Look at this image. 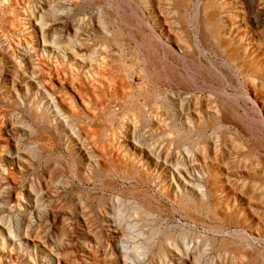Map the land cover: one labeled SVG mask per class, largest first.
Masks as SVG:
<instances>
[{"label":"rangeland","instance_id":"rangeland-1","mask_svg":"<svg viewBox=\"0 0 264 264\" xmlns=\"http://www.w3.org/2000/svg\"><path fill=\"white\" fill-rule=\"evenodd\" d=\"M16 1H17V3H20L19 0H0V18H1L0 20L3 23V24L0 23V41L4 40L3 41L4 42L3 47H5V49H4L5 51H7V49H8V44H11L13 42L12 40H17V38L19 39V37L17 35L16 36L14 35L15 39L10 38L13 34L10 33L11 30L8 29V26L4 23L5 20L2 17L5 10L8 11V7L11 8L12 5L16 6V4H17ZM57 1H58V3L60 2L59 3L60 5L62 3V6H60V7H61L62 11L65 12V13H63V16H62L63 19L61 18L62 24L58 23L59 25H57V23H56L55 29L58 28L57 31H59V32L68 31L72 25L77 26L79 24L82 27L84 26L82 29L84 34H82V36L85 38H83L82 36H81V38H82V40L85 39V40H83L84 43L87 42L86 47L89 46L91 49L88 47L86 49L87 51L86 50L84 51V50L77 48L75 51L80 56H82V55L86 56V54L87 55L89 54L91 56V54H93L95 57L102 59L101 57H103L102 55H104L103 58H106V61L110 62V55L112 53H115V54L119 53L120 48L115 46L114 44H109V42L105 40V39H107L105 32L100 33L97 30V28H98L97 25L99 24V26H100L101 24H103L105 26V28L109 29L110 31L113 30L114 27H117L119 25V27L122 28V30L124 31V34H125L124 38L127 39L128 42L130 43L129 47L131 49L129 51V48H128L127 52L124 53V56H125L124 61L125 60H126V62L128 61L127 64H135L136 63L135 59H134V57L131 58V55L134 53L133 52L134 49L139 51V53H140L139 60H140V58L142 61L145 60L144 63H146L147 70L152 75L151 77H153L152 78V80H153L152 86H154V88H155L157 85V87L155 88V90L153 89V91H157L160 94L164 95V96H162L163 98H162V101L160 103L163 104V102H164V104H165V102H166V104L167 103L169 104L170 101L167 102L168 99H166V98L171 96L172 94L174 95L172 101H174V100H176V101H174V104L170 102V105H172L174 107V111H175V112L173 111L172 114L178 115L177 118L178 117L180 118V113H179V111H177V109L180 108L179 107L180 104L178 102H181L182 100H183L184 104L186 105L185 107L188 106L190 109V112H192L191 113L192 114L191 121L193 123H197L198 122L197 118L198 119L202 118V116H204V114L206 112H209V111L214 112L215 110L220 108V110L222 111L221 117L226 116V120H223V121L221 120L222 123H221V121L218 123H221L219 125L223 126V127L225 126L228 130L224 127V128H221L223 130H221V131L217 130L215 132L214 130H216L218 128V124H213V126H209V127H212V128H210L211 130L214 129L213 130L215 132L214 134L212 133L213 131L211 132V130L208 127H206L205 129L202 130V131H205L206 134L201 131L200 134L198 133L199 136L194 137V139L192 137L191 140L199 139V141H200L203 139L202 141H204L205 138H210V141L208 143H206V149H208V151H207L208 155L205 159L207 166H205L206 164L204 165L205 172L207 171V174L204 175V176H206V178H204V179L202 178V180L200 179V182H192V183L190 182V183L191 184L197 183V184L201 185V187L203 189L202 191L204 193L206 192L208 195L207 196L208 205H211L210 203H213L216 200H218L221 203L223 202L224 204L222 203V205H224V206L228 202L229 205L227 204V206H225V207H228L230 209V211L234 210L237 207L238 208L235 210H239L242 207L241 210L244 211L245 218L249 219V220L247 219L246 222H248V221L249 222L247 224H245L246 222L244 223V221H243L242 223H239V225H238L239 227L236 225V223L233 224L234 225L233 226L231 223H228V222L225 223L224 222V223H222L221 226H223V224H224L223 227L226 230L224 233H219L215 230V228L220 225V221H218V220L215 221L212 218L207 217L206 215L198 216L197 214L194 217H197L196 218L197 220L199 218L200 222L194 221V220L191 221V219H189L186 215H184L183 212L174 211V213H172V214L168 213L166 211L167 207L172 208L173 205L169 199H165V198L161 197L162 200L161 199L160 200L162 201L163 205H165V206L167 205V206L166 207L164 206L162 213L157 214L158 216H156V219L154 218L156 220V222H155V224H153V226L154 225L158 226V227L162 226L161 232L164 235H166L165 233L167 231L170 232L171 234H173L172 235L173 238H171L172 239L171 242H173L172 243L173 247H171V245L169 247L168 246L165 247L166 248L165 252L168 256L166 261L160 260L161 256L159 253H157L159 251V248L155 247V248L151 249L148 252V254L145 255L144 258L141 257V258H138L137 261H135V262L132 261V262L124 263L122 261V259L120 258L121 254L119 253L120 252L119 247L117 246V244L114 243V237L112 235H110V233L108 231V226L110 223H107L106 221L101 219L102 218L101 216H98V215H100V214H98L99 213V210H98L99 204L98 203H100V201H99V199H101L100 197H102L103 199H106L105 201H110L111 198H113L115 196V192H113L109 189H104V188L102 189L101 186H95L93 183H87V181L82 179V173L86 170H89V169L91 170V168H93V169L97 168V166L99 165L98 163H100V164L105 163L107 165H110L109 161L111 160V158L108 157V154L101 152L98 149H96V148H98L99 144L102 141H104L105 132L107 130H109V128L106 126V124L103 121H101L102 123L101 122L99 123V122H95V121L92 122L91 121L92 119L89 120V117H86L88 115L85 114L87 112V109L85 111V109H83V105H84V107L86 106L88 109L95 110V111H100L101 108L95 107L94 105L90 106V104H89L90 101L88 99L89 94L83 95V91L80 89L79 84L72 83L70 81V76L65 79L64 77L66 76V74L63 75L59 71L60 74L57 77L55 72L51 71V70H54L53 68L51 70L47 69L48 71L50 70V72H46L47 70L43 69L46 71H42L40 75L45 74L44 79H48V78L54 79V80L51 79L54 81L55 85L52 86L54 88H50L48 86L45 88L47 89L46 90L47 94L50 93L53 96L55 95L54 99H53L52 95H50L49 98L53 99L57 103H59V105L57 104V106H59V107L57 110L54 109V106L52 107L50 105V100L47 101L49 98H47V94H45L44 92H43L44 94L42 93V96L41 95L38 96L35 103H37V105L42 107V108L46 107L45 110H44V108L41 109L39 107L40 108L39 111H41L42 113L43 112L49 113L51 111L49 113L50 115L52 114L51 117L53 118L57 115L56 116L57 118L55 120V123H50V124L47 122H44L45 123L44 124L43 122L30 119L31 118L30 117L31 103H33V101H34V98L32 97V94L34 93V92H32L33 87H31V88L29 87L26 90V92H28V94H29V97L26 100L25 90L22 89L23 86L26 85L25 84L26 80H24V77L21 74L20 80L22 81V84L20 83L21 86L17 84V87L15 89L16 92H12V91L9 92L7 90L8 89L7 87L11 88V86H12V84H11L12 75L10 73L13 70L14 65H11L13 63L9 62V58L5 57L7 59H3L4 61H2L4 72L2 74L0 73L1 74L0 75V92H1L0 93V115H1L0 116V127L2 126L0 128V157H1V159H0V236L4 232L3 234H5L4 236L6 238V234L8 233V231H12V232H14L13 236L15 235L17 237L15 238V236H14V239H13V238L9 237L7 234L6 246L5 247L0 246V264H29V263H31V264L32 263L33 264H82V262L84 264H139V263L140 264H179L180 260L178 261V259H179V257H181V255L183 257V254H185V252H186V248L188 249L187 252L192 253V254H188L189 256H193V254H196L197 252H199V250L203 251V252L200 251L202 258L200 257L201 261L199 260L197 264H238L237 261L235 260L237 258L236 253H238V254H240V252L243 253L244 250H246V249L250 250V251H247V255L249 254V256L251 254L252 255L258 254V260H257L258 262L256 264H264V228L261 226L258 227L259 223H260L259 225H262V224L264 225V176H263V173H264V147L262 146V143H264V140L262 141V137L264 134V128L261 127L262 125L260 124L261 122L264 121V117H263L264 116V110H262L261 107H259V106L257 107L254 102H252L250 100L246 101L244 99L245 94L247 96V94H249V93L243 85L239 86V88L241 87L239 92L242 95V98H240L238 100V102L236 103L235 99L232 98V96L234 95V90H232L229 87V85L224 84L225 85L224 86L222 83L217 82L214 79V77L210 74L209 69L207 67L201 68L200 67L201 65L200 66L197 65V67L198 68L200 67L201 69L196 68L195 78L192 80L187 74L188 71H187V67L185 66V62L182 58V51L180 48H178L177 45H175V44L173 45L172 42L166 41L165 39H164V44H161L155 38H152V40H151L150 37H148V35H150L152 33V30H151L152 28L150 26L146 25L145 23L143 24V22L141 21L143 19V17L145 16L144 13L146 12V7H144V5H142L139 8L136 5V0H100L102 5H99V6L94 4L93 2L90 3L89 1H84L85 2L84 3L83 0H78L77 1L78 3L76 2V0H73V1L68 0L67 2L69 4L66 2V0H64V1L63 0H56L55 4L57 3ZM226 2L228 3V0H226ZM76 3L78 5L81 4L82 6H84V8L81 9L78 6H76V8H73L74 5H77ZM35 4L40 6L39 1H37V0H35ZM228 5L229 6L231 5L229 8H230V11L232 12V14H234L235 13L234 6L232 4H228ZM24 6H26V5H24ZM63 6L65 9L63 8ZM70 6H72V7H70ZM22 7H23V5H22ZM244 7H246V5ZM72 8H73V10H72ZM101 8H103L102 10L105 9L106 11H104V13H103V11L100 10ZM166 8H167L166 12H167V14H169V15H167L168 21H166L167 28H170V26H171V28L174 31L177 30L176 32H178L179 27L175 26V25H177L176 24L177 17L176 16L173 17V15H172L173 10L169 9L170 8L169 6H167ZM69 9H71L72 12ZM68 11L71 13H69ZM109 11H111V12H109ZM106 12H107V14H106ZM145 17L147 18V16H145ZM79 19H81V21H79ZM97 19L100 21H101V19L103 21L104 20L105 21L99 22ZM96 21L99 23H96ZM237 21L238 20H236V22ZM106 23H108V24H106ZM3 25H6L7 27L4 28ZM1 27H3L4 29H2ZM176 27H177V29H176ZM106 29H105V31H106ZM1 30L2 31L4 30V32H2ZM95 30L97 33L95 32ZM51 31H50V34L52 33ZM100 34H102V35H100ZM62 35H64V33ZM5 39H6V41H5ZM88 39H90V40H88ZM7 40H9V41H7ZM88 43H90L91 46ZM247 43L248 42H246V44ZM92 44H93V46H92ZM103 45H104V47H103ZM105 47H107V48H105ZM11 48L13 51L9 50L10 54H12L11 52H14V51L16 52L17 50H18L17 53L19 52V49L15 48V46H12ZM105 49H107V50H105ZM48 50H50V49H48ZM88 50H89V52H88ZM91 50H93V51H91ZM95 50L97 51V54L102 51V54H98L99 56L96 55ZM108 50H110V51H108ZM131 52H133V53H131ZM210 53H211V55H210ZM210 53H209V55H207V57H209L208 58L209 61L213 62V59H215L214 60L215 64L219 62L218 64L223 65L222 62H224V57L222 55H220L216 51L213 52V49L211 50ZM213 53H215V55ZM89 55H88V57H89ZM153 56H155V57L153 58ZM145 57H147V58H145ZM71 59H72L71 56L70 57L68 56L67 63H66L67 66H68L69 61H71L72 64H74V62H76V60L73 61V59L72 60ZM189 60L190 59L187 58V64H189L191 66V61H189ZM77 63L78 62H76V64ZM79 64L80 63H78L76 65L77 68H81V65L79 67ZM76 66L74 65V68H76ZM54 67H56V66H54ZM141 67H142V65L141 66H139L138 64L136 65L135 69L132 72V75L134 74L133 80L128 79L129 80L128 81L126 79L127 88H131V90L134 93L136 92L135 93L136 95H137V93H140L138 91H141V89H144L148 84V81L146 80L147 79L146 74L141 73ZM71 68H73V67H71ZM81 69H83V67ZM84 69H83L84 72L85 71L87 72V65L84 66ZM134 71L136 73H134ZM52 72L54 73V75L52 74ZM107 72L105 73V74H107L106 78L110 79V77H109L110 74H108ZM121 72H119L117 77L122 78V76H124V73H121ZM42 73H44V74H42ZM46 74L47 75L49 74L51 77L48 75L49 77L47 78ZM196 75H198V76H196ZM210 75L212 77H210ZM56 78L59 79V80H57L58 82L56 81ZM44 79L40 78L39 82H41L43 80V82H44L43 84L49 85V83H51L48 80H44ZM59 81L61 82L60 84H59ZM62 81H64V82H62ZM214 81H216V83H214ZM239 81L241 82V80H239ZM7 84H8V86H7ZM144 84H146V85H144ZM59 85H61V86H59ZM108 85L105 84L104 85L105 88H104V86H102V87L104 88L105 91H107L108 97L110 96V92H111V96L109 98L112 97L113 100H115L114 106L116 107V110L120 109L122 106L121 104H123V99L121 98V96L119 94H116V92H115L116 85H112V84H111L112 86L111 85L108 86ZM128 85H130V86L128 87ZM106 86L108 89L106 88ZM139 86H141V87L139 88ZM92 87L93 86H91L90 89ZM148 87H150V86H148ZM225 87H226V89H225ZM99 88L101 91L102 88L101 87H99ZM99 88L96 89V87H93L92 89H93V91H95V90L99 91ZM136 88H139V89H136ZM152 88L153 87H150L149 90L151 89L150 91H152ZM212 88H215L217 90L222 89V91H224V89H225V91L222 94H219V93L214 92ZM113 90H114V93L112 95ZM17 91L21 95H19ZM8 95H10V96H8ZM79 96H81L80 97L81 100H80ZM196 96H197L198 100H195ZM17 97L20 98L22 103L16 101ZM58 97L59 98L61 97V98L59 99ZM46 98H47V100H46ZM57 98L59 101H57ZM62 98H64V99H62ZM84 99H87L88 101L84 100ZM163 100H165V101H163ZM194 100L198 101L197 105H195ZM186 101H189V102H186ZM75 102H76V104H75ZM12 103H14V104L12 105ZM16 103H20V104H16ZM69 103H70V106H67V105H69ZM88 104L90 107L88 106ZM162 104H160V105H162ZM15 105H19V106H15ZM79 105L81 108L79 107ZM21 106H23V107H21ZM148 106H149L148 110H150V112L147 110L148 114L154 112L155 113L154 117H156V118L155 119L150 118L151 116L147 115L146 119H145L146 123H143V125H142V123H140V124L138 123V129L136 131V133H137L136 136L132 137L131 139L129 138L128 141H130L132 144L134 143L135 145H137L135 148L138 147L137 151L134 150L135 152H133L132 151L133 149L130 148V149H132L131 152L134 153V155L137 154V156L136 155L135 156L138 158V162L142 163V164L140 163L138 165L144 166V170L150 172V174L157 175V173H160L163 169H165L166 163L170 167L171 164H173V162L177 158V150H180L178 152H181V151H183V148H181V146L185 145L184 147H186L187 145L184 142H181L180 145L177 146L175 143L176 141L173 140L174 135H172L171 138H168L166 136H161L162 133L164 132L163 128L165 129V125H163V123H161V121L168 120L170 114L166 111L165 108L161 107V108H158L157 111H155L153 108L154 107L153 104H148ZM163 107H165V105ZM50 108L53 110H50ZM66 109H68V110H66ZM73 110H75L76 112ZM259 110H260V112H259ZM57 112H59V113H57ZM72 112H73V114H72ZM75 113L79 114V115L82 114V115H80L81 118H82V116H83V118L86 117L85 121L83 118L81 119L82 121H79L81 123V124L79 123L80 125L79 124L77 125L73 121V119L71 118V117H74ZM122 113H123L122 110H119V111L117 110L118 122L114 123V125H113L114 128L117 127V124L119 122H121L123 119H125L126 115H124V113L123 114ZM225 113H227V114H225ZM84 114H85V116H84ZM235 115H236V117H235ZM63 116H65V117H63ZM162 116H164V117L162 118ZM237 116L239 117V119L237 118ZM227 117H229V118H227ZM58 118H60V119H58ZM161 118H162V120H161ZM65 119H66V121H65ZM70 119H72V120H70ZM178 119H176V120H178ZM58 120H60L59 123H57ZM259 120H261V121H259ZM147 121H150V122H147ZM67 123H68V125H66ZM72 123L73 124L75 123L74 124L75 127L73 126ZM91 124L92 125L95 124V125L92 126ZM166 124H167V122H166ZM235 125H236V127H234ZM55 126H59L60 129L58 130L57 127H55ZM97 126H100V130H98L99 132L96 136V133L93 131H90V130H92L93 128L96 129ZM206 126H208V125H206ZM68 127H69V131H68ZM73 127H74V129H73ZM78 127L82 128V129H79ZM91 127H93V128L91 129ZM126 127L127 126L122 127V129L119 128L120 132H121L120 136L121 135L123 136L122 138H120V141H122L125 137L126 138L130 137V135L133 134V131H134L133 127L129 126V128L127 130H126ZM160 127L163 131L160 129ZM70 128L73 129V131L76 129L75 132L77 131V129L81 130V133L77 132V136H78L77 139H79L80 141L78 140V142H77V139H74L73 137H71L72 135L69 133L71 131ZM152 129H153V132H152L153 134L151 135V133H150V136H151L150 137L148 132ZM157 129H158V131L154 134V132ZM102 131L104 134L102 133ZM90 132H93L94 134L93 133L89 134ZM145 132H146V137H144V141L142 142L141 138L143 137V134H145ZM83 133L86 137L83 136ZM156 134H158V136ZM222 134L224 135V138L222 137L223 136ZM201 135L203 137L204 136L205 137L203 138ZM95 136H96V138H94ZM193 136H194V134H193ZM233 137L235 138V140L237 139L236 141L238 143L233 139ZM238 137H239V139H238ZM86 138H89L90 140L87 141L88 139L86 140ZM64 139H65V141H64ZM69 139H71V140H69ZM168 139H172V140L170 141ZM231 139H233V140H231ZM2 140L4 141L5 144H3V142H1ZM94 140H96V141H94ZM123 141H127V139H124ZM224 142H226V143H224ZM157 143H159V144H157ZM182 143H184V144L181 145ZM217 144H218V146H217ZM243 144H245V145H243ZM166 145H168L171 148H169ZM241 145H242V147H241ZM80 146H82L84 148V150L86 152H88L87 155L85 153L82 154L80 152V149H79ZM154 146H155V148H154ZM233 146H234V148H237V149L234 150ZM212 147H213V149H212ZM216 147H218L219 150H217V151H219V152H218L217 158L216 157L215 158L218 160L214 161L212 158L213 157L212 153H213V151H215ZM168 148H169V150H168ZM221 148H223V149H221ZM230 148H231V150H230ZM238 148H240V149H238ZM43 149H45V150H43ZM209 149L211 151H209ZM241 149H243V150H241ZM228 151H230L231 155L229 154ZM120 152L122 153V151H120ZM235 152H237V153H235ZM238 152H239V154H238ZM31 153H32V155H31ZM37 153L39 155H37ZM90 154H91V156H90ZM151 154H153V155H151ZM242 154H243V157H247L246 159H248V160H246L245 158H243V160H242V158H241ZM4 155H5V157H4ZM33 155H35V156H33ZM139 155H141V157H139ZM165 155H168V157L166 156L167 157L166 158ZM228 156H231V157H229V159H228ZM7 157L8 158L10 157L11 159L9 158L10 159L9 160ZM201 157L202 156L199 157L200 161H201V159L204 161V157H202V158ZM249 157H250V159H249ZM139 158H140V160H139ZM164 158H166L167 160ZM19 160H21V161H19ZM155 160L157 162H159L158 164H161L164 167L162 169L156 168L154 165ZM226 160H228V162ZM239 160H241V161H239ZM250 160H252V161H250ZM255 161H257V162H255ZM217 162L219 163L218 165H216ZM224 162L227 165L226 168H225L226 165L225 166L223 165ZM242 163H244V164H242ZM220 164H221V166H220ZM84 166H86V167H84ZM210 166H212V167H210ZM254 166H255V168H254ZM221 167H224V169L223 168L221 169ZM256 168H258V169H256ZM170 169L171 168H169V171H170ZM231 169L234 171H236L237 169H240V170H238L234 173V171L231 172ZM245 169H247L249 171H247V170L245 171ZM250 169H251V171H250ZM167 171H168V169H167ZM212 171H215V174H217V177L218 176L220 177L221 180L220 179L219 180L221 181V183L223 182L222 183L223 192L222 191L217 192L218 195L216 193H214V194L212 193V191H213L212 183H209L206 181V180H208V178L211 174H214V172H212ZM225 171H226V173H224ZM252 171H254V173H256L254 178H251V177H253L251 175ZM260 172L262 173V175ZM231 173H233V174H231ZM222 174H224V175H222ZM237 175H238V177H237ZM258 176H261V177L263 176V177L261 178ZM225 178H227L228 180ZM110 179L111 178H107L106 181H104V182H107V181L110 182V181L115 180L114 178H113V180L112 179L110 180ZM117 179L118 178H116L115 181L121 182L120 184H121L122 188H129L130 185H133L135 183V182H133L135 179H131L129 182L128 181H121V180L117 181ZM232 179H234V180H232ZM244 179L247 181H245ZM47 180H49V181H47ZM261 181H263V182H261ZM32 182L34 184L37 183V185L39 184V186H41V189H43L45 191L44 195L46 194V196H44V198L41 199V202H39L38 205L35 202V199H33L34 195H32L33 196L32 197V196H29V194H28V191L30 190V186L33 184ZM122 182H124V183L122 184ZM92 186H93V188H92ZM145 188L149 192L156 193L155 190L157 188L155 186H153V184L151 186L145 185ZM238 195H239V197H238ZM35 196H37V195H35ZM215 196H217L218 198ZM219 196H220V198H219ZM221 196H223L224 198L222 197V199H221ZM87 197H89L88 199L90 201L87 199ZM214 197H215V199L216 198L217 199L215 200ZM85 199H86V202L88 201L87 202L88 205L90 204L89 206H91L90 210L92 212L94 211L93 216L87 217L88 213H90V210H87V211L85 210L86 212H88L87 214L83 210V209H85V205L84 204L81 205V203L82 202L84 203ZM220 199L223 201H221ZM80 200H82V201H80ZM232 206L234 207V209L232 208ZM44 207H48V209H54V210H56V212L51 213L48 211L46 213L44 211L39 210L40 208H44ZM106 207L110 208V202L106 205ZM95 214H96V216H95ZM232 214H234V212ZM26 222H27V224H26ZM86 222H87V224H85ZM202 222H204L203 225H202ZM27 225H30L28 237L35 244V246L31 245L32 243H28V245L30 247L29 249H26L25 247H23L22 250L18 251V249L16 248V245H18V239L23 238L24 235H22V234L25 232V228ZM209 225L212 227H210ZM248 225H250V226H248ZM255 225H257L258 228L255 227ZM208 226L210 227L209 228L210 231L208 230ZM7 227H8V229H7ZM89 227H90V229H89ZM3 230H5V231H3ZM205 230H207V231H205ZM183 231L186 233L184 234ZM147 232H148V235L152 236L151 232H153V229L149 228V229H147ZM168 232H167V234H169ZM193 232H195V233H193ZM93 233H94V235H93ZM181 233H183L184 235ZM191 233H193V234H191ZM224 234H225V236H224ZM89 236H90V238H89ZM93 236L99 237V241H95ZM169 236H170V234H169ZM201 236H203V237H201ZM205 236H206V238H205ZM160 237H162V236H160ZM197 238H198V240H197ZM199 238H201V240ZM211 239L213 241H210ZM8 240H10L11 242H9ZM223 240L227 241L228 243H224L226 245L222 244ZM244 240H245V242H244ZM220 241H221V243H220ZM187 242H189V243H187ZM231 242H233L234 244ZM246 243H248L249 246L251 245L250 246L251 249L248 248L249 246H247L248 244H246ZM0 244H1V237H0ZM174 246L175 247L177 246L182 253L181 252H180V254L177 252L174 253V249H175ZM238 247H240L241 249H243L245 247H247V248L238 252L240 250V248H238ZM170 248H172L173 251ZM199 248H201V249H199ZM181 249L185 250V252ZM227 250L229 251V253ZM254 250H256V251H254ZM261 250H263V251H261ZM255 252H257V253H255ZM49 253H51V254H49ZM244 253L246 254V252H244ZM22 254H24V255H22ZM51 255L53 256V262H51V263L46 262V259L49 260ZM224 255H226V256H224ZM190 258H188V259H190ZM233 259L236 261L235 263H234ZM192 260H188V261L192 264ZM240 264H252V262L251 263H240Z\"/></svg>","mask_w":264,"mask_h":264},{"label":"bare ground","instance_id":"bare-ground-1","mask_svg":"<svg viewBox=\"0 0 264 264\" xmlns=\"http://www.w3.org/2000/svg\"><path fill=\"white\" fill-rule=\"evenodd\" d=\"M19 1H20V3H17V1H16V3H17L16 6L12 5L11 8L8 7V11L5 10L4 14L1 12L3 14L2 17L5 20L4 23L8 26V29L12 31V32L10 31V33H12L13 35L10 38L11 39H15L14 35L15 36L17 35L19 37V39L17 38V40H12L13 42L12 43L10 42L11 44H8L7 51L9 52V50H12L11 47L15 46V48L19 49V52L17 53V51H18L17 50L16 52L15 51L11 52L12 54H10V52L8 53L7 51L4 50L5 47H3V44H4L3 41L4 40L0 41V57H1L0 58V73L2 74L4 72L3 71V62H2V61H4L3 59L9 58V62H12L13 64H11V65H14V66H13V70L11 69L12 71L10 73L12 75V82H11L12 86H11V88L7 87L8 88L7 90L9 92H11V91L12 92H16L15 89L17 87V84L18 85H20V83L22 84V81L20 80V75L21 74L24 77V80H26L25 81L26 85H24V86L22 85L23 86L22 89L25 90L26 100L29 97V94H28V92H26V90L29 87L30 88L33 87L32 88L33 89L32 92H34V93L33 94L31 93V94H32V97L34 98V101H33V103H31V108H30V117L31 118L30 119H33L35 121H40V122H43V123L47 122V123L50 124V123H55V120L57 118L56 117L57 115L55 117H53V118L51 117L52 114L51 115L49 114L51 111L49 113H46V112L42 113L41 111H39L40 108L43 109L44 107L42 108V107L38 106L37 103H35L39 95L42 96L43 92L45 94H47V92H46L47 89L45 87L48 86L50 88H54V87H52L53 85H55L54 81H53L54 79L53 78H51L53 80L49 79L48 78L50 76L49 74H48L49 76L46 74L48 79H44V77H45L44 73H42L44 75H40L42 71H46L47 69L51 70L52 68L54 70H51V71L55 72L57 77H58V75L60 73L63 74V75L66 74V76L64 77L65 79L70 76V81L72 83L79 84L80 89L83 91V95L84 94H86V95L89 94L88 95V99L90 101L89 102L90 106L94 105L95 107L101 108L100 111H95V110H90L86 106L84 107V105H83V109H85V111L87 109V112L85 114L88 115L86 117H89V120L92 119L91 120L92 122L95 121V122H99V123L101 121H103L106 124V126L109 128V130H107L105 132L104 141H102L99 144L98 148H96V149H98L101 152H104V153L108 154V157L111 158L110 161L108 160L110 162V165H107L105 163H102V164L98 163L99 165L97 166V168H95V169L91 168V170L89 169V170L84 171L82 173V179L87 181V183H93L95 186H101L102 189L103 188L104 189H109V190L115 192V196L113 195L114 197L111 198L110 201H105L106 199H103L102 197H100L101 198V199H99L100 203H98L99 204V206H98L99 213L98 214H100V215H98V216H101L102 217V218L100 217L101 219H103L107 223H110L109 226H108V231H109L110 235H112L114 237V243L117 244V246L119 247V250H120L119 253L121 254L120 258L122 259V261L124 263L132 262V261L135 262V261H137L138 258H141V257L144 258L145 255L148 254V252L151 249L155 248V247L159 248V251L157 253H159L160 256H161V258L159 257L160 260L161 261H166L168 256H167V254L165 252V249H166L165 247L166 246L169 247L170 245H171V247H173V245H172L173 242H171L172 241L171 238H173L172 237L173 234H171L170 232L167 231L170 234L171 237L169 236V234H167V232L165 233L166 235H164L161 232V227L162 226L161 227H158V226H155V225L153 226V224H155V222H156L155 219H156V216H158L157 214L158 213H162L163 208L165 206V205H163V203L161 201L162 200L161 197L165 198V199H169L170 202L173 205L172 208H168L167 207L166 211L168 213L172 214V213H174V211L183 212V214L186 215L189 219H191V221L194 220V221L200 222L199 218L197 220L196 219L197 217H194L196 214L198 216L206 215L207 217H210V218H212L215 221H217V220L220 221V225L215 228V230L217 232H219V233H224L225 230H226L223 227L224 224H223V226H221L222 223H224V222L225 223L226 222L231 223L232 225L236 223L237 226L239 225V223H242L243 221H244V223L246 222V220L248 218H245L244 211L241 210L242 207L239 210H235L238 207L234 209V207L232 206V208L234 210L230 211V209L228 207H225V206H227L228 202L227 203L225 202L226 203L225 206L222 205L223 202L221 203L220 201L216 200L218 198L217 196H215V197H217L216 199L214 197V199L217 202L216 201L215 202L212 201L213 203L209 202L211 205H208V203H207V196L208 195H207L206 192L204 193L202 191L203 189H202L201 185H199L197 183L196 184H191L192 182H200V179L202 180V178L203 179L206 178V176H204V175L207 174V171L205 172V169H204V165L206 164L205 166H207V163H206L205 159H206V157L208 155V153H207L208 149H206V143H208L210 141V138H205L204 141H202L203 139L200 140V141H199V139H196V140H191V139H192V137L194 139V137L199 136L201 131L203 129H205L206 127H208L209 129L212 128V127H209V126H213V124H218V128L216 127L217 128L216 130L213 129L215 132L217 130H220V131L223 130L221 128H224L225 126L223 127V126H220L219 124H221L223 120H226V116L221 117V112L222 111L220 110V108L215 110L214 112H212V111L206 112L204 114V116H202V118H200V119L197 118V121H198L197 123H193L191 121V118H192L191 117L192 116L191 113L192 112H190L189 107L188 106L185 107L186 105L184 104L183 100L181 102L177 101L180 104V106H179L180 108L177 109V111H179V113H180V118L178 117L179 118L178 119L177 118L178 115L172 114L173 111H174V107L172 105H170V102L174 104V101H176V100L172 101L174 95L172 94L169 97L166 96L167 97L166 99H168V101L166 99L165 100L167 102H169V101L170 102H169V104L168 103L166 104V102L164 104V102H163V104L165 105V107H163L164 105L162 103H160V102L162 101V98H163L162 96H164V95L160 94L157 91H153V89L155 90L157 85H156L155 88H154V86H152L153 85V83H152V81H153L152 78L153 77H151L152 75L147 70L146 63H144L145 60L142 61L141 58L139 60V56H140L139 51L134 49V51H133L134 53L131 52V53H133L131 55V58L134 57L135 62H136L135 64H127L128 61L127 62H126V60L124 61V59H125L124 53L127 52L128 48H129V51L131 49L129 47L130 43L128 42L127 39L124 38L125 37L124 31L122 30V28L119 27V25L117 27H114L113 30H111V31L109 29H106L105 26L103 24H101V23H100L101 24L100 26H99V24L97 25L98 26L97 30L100 33H104L105 32L106 38H107L105 40L108 41L109 44H114L115 46L120 48V50H119L120 52L119 53H117V54L112 53L110 55V62L106 61V58H103L104 55H102L103 57H101L102 59H100L98 57H95L93 54H91L92 52L90 53L91 56L88 54L89 57H88L87 54H86V56H84V55L80 56L79 54H77V52L75 50L77 48H79V49L85 51L89 47V46L86 47V45H87L86 43L87 42L86 43L83 42V40H85V39L82 40V38H81L82 34H84V32L82 30L84 26L82 27L79 24H78L79 26L77 25L78 27L72 25L71 28L69 27L70 29L68 31H65V32L57 31L58 28L55 29L56 23H57V25L62 24L61 23V21H62L61 18L63 16V13H65V12L62 11V9L60 7V6H62V3L60 5L59 4L60 2L58 3V1H57V3L55 4L56 0H37V1H39V4H40V6H39V5L35 4V0H19ZM67 1L68 0H66V2ZM70 1H73V0H70ZM77 1L78 0H76V2ZM84 1H89L90 3L93 2L94 4H96L98 6L102 5L100 0H83V2ZM228 4H232L234 6V10H235L234 14H232V12L230 11L229 7L231 5L229 6ZM22 5H23V7H22ZM24 5H26L27 7L24 6ZM136 5L139 8L142 5H144V7H146V12L144 13V15L147 16V18L144 16L141 21L143 22V24L145 23L146 25H148V26H150L152 28L151 29L152 33L150 35H148V37H150L151 40H152V38H155L161 44H164V39H165L166 41L172 42L173 45L174 44L177 45L178 48L181 49L182 58H183V60L185 62V66L187 67V71H188L187 74L192 80L195 78L196 68H198L197 65H199V66L201 65L200 66L201 68L207 67L209 69L210 74L214 77V79L217 82H220L223 85L224 84L229 85V87L232 90H234V95L232 96V98L235 99L236 103L238 102V100L240 98H242V95L239 92L241 87L239 88V86L243 85L246 88V90L248 91V93H249V94H247V96L244 93L245 94V98L244 99L246 101L250 100V101L254 102L257 107L259 106V107H261L262 110H264V0H228V3L226 2V0L225 1L224 0L223 1L222 0H136ZM245 5H246V7H244ZM64 6H63V8H64ZM76 6H78L81 9L84 8V6H82L81 4L74 5L73 8H76ZM167 6L170 7L169 9L173 10V12H172L173 17H175V16L177 17V22L178 23L176 22L177 25H175V26L179 27L178 32H176L177 30L174 31L171 28V26H170V28H167L166 21H168L167 20L168 19L167 15H169L166 12V10H167L166 7ZM70 7H72V6H70ZM73 8H72V10H73ZM102 9L103 8H101L100 10H102ZM69 10L71 11V9H69ZM102 11L104 13V11H106V10L104 9ZM71 12H69V13H71ZM109 12H111V11H109ZM106 14H107V12H106ZM236 20H238V21L236 22ZM79 21H81V19H79ZM98 21L102 22L103 20L101 19V21L100 20H98ZM99 22L96 21V23H99ZM0 23H2L1 20H0ZM106 24H108V23H106ZM6 25H3L4 28L7 27ZM177 27H176V29H177ZM1 28L4 29L3 27H1ZM105 29H106V31H105ZM50 31L52 32L51 34H50ZM2 32H4V30ZM95 32H96V30H95ZM61 33L62 34L64 33V35H62ZM100 35H102V34H100ZM83 38H85V37H83ZM88 40H90V39H88ZM5 41H6V39H5ZM7 41H9V40H7ZM246 42H248L247 43L248 45L246 44ZM88 44L90 45V43H88ZM92 46H93V44H92ZM103 47H104V45H103ZM107 47H105V48H107ZM48 49H50V50H48ZM212 49H213V52L216 51V52H218L220 55H222L224 57V62H222L223 65L218 64L219 62L215 64L214 63L215 59H213V62L209 61V59H208L209 57H207V55H209V53L211 52ZM93 50H91V51H93ZM105 50H107V49H105ZM108 51H110V50H108ZM88 52H89V50H88ZM95 54L96 55L102 54V51L100 53H98V54H97V51H96ZM213 54L215 55V53H213ZM210 55H211V53H210ZM68 56L69 57L71 56L73 61L76 60V62L80 63L79 67L81 65V68L83 67V69H84V66L87 65V72L86 71L84 72L85 69L83 70L81 68H77L76 65L78 63L76 64V62H74V64H72L71 61H69L68 66H67L66 63H67ZM5 57H7V58H5ZM154 57L155 56H153V58ZM145 58H147V57H145ZM187 58L190 59L189 61H191V66L189 64H187ZM137 64L139 66L142 65L141 73L146 74V77H147L146 80L148 81V84H147V86L144 89H141V91H138L140 93H137V95H136L135 94L136 92L134 93L131 90V88H127L126 79L127 80L128 79L129 80L130 79L133 80V75L134 74L132 75V72L135 69ZM74 65L76 66V68H74ZM54 66H56V67H54ZM71 67H73V68H71ZM43 69H46V70H43ZM50 70L49 71L47 70L46 72H50ZM59 71H60V73H59ZM53 72H52V74L54 75ZM106 72L108 74H110V76H109L110 79L106 78V75H107V74H105ZM119 72L124 73V76H122V78L117 77ZM134 73H136V72L134 71ZM211 75H210V77H212ZM196 76H198V75H196ZM40 78H43L44 80H48L51 83H49V85L43 84L44 83L43 80L41 82H39ZM116 78L117 79L119 78V79L117 80ZM57 80H59V79L56 78V81ZM239 80H241V82ZM216 81H214V83H216ZM62 82H64V81H62ZM60 83L61 82L59 81V84ZM105 84L106 85H108V84L109 85H111V84L112 85H116L115 92H116V94H119L121 96V98L123 99V104H121L122 105L121 108L117 109V110L118 111L122 110V112L126 116H125V119L122 118L123 120L121 122H119L120 124L119 123L117 124L116 128H114V126H113L114 123L118 122V114H117L116 107L114 106V104H115L114 101L115 100H113L112 97L109 98L111 96V92H110V96L108 97L107 91L104 90V88H105L104 85ZM144 85H146V84H144ZM7 86H8V84H7ZM59 86H61V85H59ZM91 86L96 87V89L101 87L102 90L100 91V88H99V91L98 90L97 91L96 90L93 91V89H92L93 87L91 88L92 90L90 89ZM102 86H104V88ZM129 86L130 85H128V87ZM148 86L153 87L152 91H150L151 89L149 90L150 87H148ZM140 87L141 86H139V88ZM106 88H107V86H106ZM139 88H136V89H139ZM212 89H213L214 92L222 94L225 91L226 87H225L224 91H222V89L221 90L218 89L219 91L217 89H215V88H212ZM113 93H114V90L112 91V95H113ZM18 94H19V92H18ZM19 95H21V94H19ZM50 95H52V94H50V93L47 94V98H49ZM8 96H10V95H8ZM52 97L54 99L55 95L54 96L52 95ZM80 97L81 96H79V98ZM47 98H46V100H47ZM58 98H57V101H59ZM53 99L49 98L47 101L50 100V105L52 107L54 106V109L57 110L58 107H59V106H57V104L59 105V103H57ZM62 99H64V98H62ZM80 100H81V98H80ZM84 100H87V99H84ZM165 100H163V101H165ZM195 100H198L197 96H196ZM195 100H194V103H195V105H197L198 101H195ZM16 101L22 103L20 98H18V97L16 98ZM186 102H189V101H186ZM20 103H16V104H20ZM13 104L14 103H12V105ZM75 104H76V102H75ZM89 104H88V106H89ZM148 104H153L154 105L153 108H154L155 111H157L158 108L162 107V108H165L166 111L170 114L168 120L161 121V123H163V125H165V129L163 128L164 132L162 133L161 136H166L168 138H171L172 135H174L173 136L174 139L173 138L172 139L174 141H176L175 143H176L177 146H179L181 142H184L187 145L186 147H184L185 145H183L184 143H182L181 145H183V146H181V148H183V151L178 152L180 150H177V158L175 159L173 164H171V166L169 167V165L166 163L165 164V169H163L160 173H157V175L150 174V172L144 170V166L138 165L141 162H138V158L136 157L137 154H135L136 155L135 156L134 153L131 152L132 149H133L132 150L133 152H135L134 150L137 151L138 147L135 148L137 145H135L134 143H133L134 144L133 145L130 141H128L129 138L131 139L132 137L136 136V134H137L136 131L138 129V123L139 124L142 123V125H143V123H146L145 119H146L147 115L151 116L150 118H154V119L156 118V117H154V114H155L154 112L148 114V112H147V110L149 108ZM160 104H162L163 106L160 105ZM15 106H19V105H15ZM23 106H21V107H23ZM67 106H70V103ZM79 107H80V105H79ZM45 108H44V110H45ZM50 110H53V109L50 108ZM66 110H68V109H66ZM73 111H75V110H73ZM148 111L150 112V110H148ZM259 112H260V110H259ZM57 113H59V112H57ZM72 114H73V112H72ZM85 114H84V116H85ZM225 114H227V113H225ZM80 115H82V114H80ZM80 115L75 113L74 117L70 116L77 125L80 123L79 121H82L81 119L83 118V116L81 118ZM63 117H65V116H63ZM163 117L164 116H162V118ZM235 117H236V115H235ZM60 118H58V119H60ZM85 118H83L84 121H85ZM162 118H161V120H162ZM227 118H229V117H227ZM237 118L239 119L238 116H237ZM72 119H70V120H72ZM176 119H178V120H176ZM59 121L60 120H58L57 123H59ZM65 121H66V119H65ZM220 121H221V123H218ZM259 121H261V120H259ZM147 122H150V121H147ZM166 122H167V124H166ZM74 124H73V126H74ZM260 124L262 125L261 127L264 128V121L261 122ZM66 125H68V123ZM93 125H95V124H93ZM206 125H208V126H206ZM125 126H127L126 130L130 126V127H133L134 131H133V134L130 135V137H127V138L125 137L124 138V139H127V141H123L124 139L123 140L121 139L122 141H120V138L123 137L122 135L120 136V134H121L120 129H122V127H125ZM55 127H57L58 130L60 129L59 126H55ZM74 127H73V129H74ZM234 127H236V125ZM92 128L93 127H91V129ZM73 129H71V131L69 133L72 135L71 137H73L74 139H77V137H78L77 136V132L81 133V130L77 129V131L75 132L76 129L74 131H73ZM79 129H82V128H79ZM160 129H161V127H160ZM98 130H100V126H97L96 129L93 128L90 131L95 132L96 136H97V134L99 132ZM213 130H211V132ZM68 131H69V127H68ZM157 131H158V129L154 132V134ZM214 131L212 132L213 134L215 133ZM93 132H90L89 134H91ZM152 132H153V129L148 132L149 136H150V133H151V135L153 134ZM202 132L205 133V131H202ZM84 133H83V136H85ZM102 133H103V131H102ZM158 134H156V135L158 136ZM193 134H194V136H193ZM96 136L94 138H96ZM144 137H146V132H145V134H143V137L141 138L142 142L144 141ZM222 137L224 138V135ZM172 139H168V140L171 141ZM233 139L235 140L234 137H233ZM233 139H231V140H233ZM238 139H239V137H238ZM69 140H71V139H69ZM78 140L79 139H77V142H78ZM86 140L89 141L90 139L86 138ZM263 140H264V134H263V137H262V141ZM64 141H65V139H64ZM94 141H96V140H94ZM1 142H3V144H5L3 140ZM224 143H226V142H224ZM157 144H159V143H157ZM218 144H217V146H218ZM243 145H245V144H243ZM166 146H168V145H166ZM262 146L264 147V143H262ZM213 147H212V149H213ZM241 147H242V145H241ZM130 148H132V149H130ZM154 148H155V146H154ZM169 148H171V147H169ZM169 148H168V150H169ZM79 149H80V152L82 154L83 153H85L86 155L88 154V152H86L82 146H80ZM221 149H223V148H221ZM233 149L236 150L237 148H234V146H233ZM238 149H240V148H238ZM43 150H45V149H43ZM217 150H219L218 147H216L215 151H213V153H212L213 154L212 158H213L214 161L218 160V159H216L217 156H218V152H219ZM230 150H231V148H230ZM241 150H243V149H241ZM120 151H122V153ZM209 151H211V150L209 149ZM228 152L230 154V151H228ZM235 153H237V152H235ZM238 154H239V152H238ZM31 155H32V153H31ZM37 155H39V154L37 153ZM151 155H153V154H151ZM168 155H165V157L166 156L168 157ZM33 156H35V155H33ZM90 156H91V154H90ZM200 156L204 157V161L202 159L200 161V159H199ZM241 156L240 157L242 158V160H243V158H245V159L247 158V157H243V154ZM4 157H5V155H4ZM139 157H141V155H139ZM229 157H231V156H228V159H229ZM166 158H164V159H166ZM0 159H1V157H0ZM249 159H250V157H249ZM139 160H140V158H139ZM156 160L154 161L155 167L162 169L164 166H162L161 164H158L159 162H157ZM246 160H248V159H246ZM19 161H21V160H19ZM226 161L228 162V160H226ZM239 161H241V160H239ZM250 161H252V160H250ZM255 162H257V161H255ZM244 163H242V164H244ZM218 164L219 163L217 162L216 165H218ZM223 165L224 166L226 165L225 162H224ZM220 166H221V164H220ZM84 167H86V166H84ZM210 167H212V166H210ZM226 167H227V165L225 166V168ZM169 168H171L170 171H169ZM222 168L224 169V167H221V169ZM254 168H255V166H254ZM167 169H168V171H167ZM256 169H258V168H256ZM238 170H240V169H237L236 171H238ZM246 170L247 169H245V171ZM232 171H234V170L231 169V172ZM236 171H234V173ZM247 171H249V170H247ZM250 171H251V169H250ZM212 172H214V174H211L209 176L208 180H206L207 182L212 183V187H213L212 193L213 194L214 193L217 194V192H219V191L223 192V188H222V186H223L222 183L223 182L221 183V181H220L221 179H220L219 176L217 177V174H215V171H212ZM224 173H226V171ZM231 174H233V173H231ZM222 175H224V174H222ZM251 175L253 176L251 178H254L256 173H254V171H252ZM261 175H262V173H261ZM263 176H264V173H263ZM237 177H238V175H237ZM258 177H261V176H258ZM107 178H111L112 180H113V178L115 180H116V178H118L117 181L121 180V181H128L129 182L131 179H135L136 181L134 180L133 182H135V183L133 185H130L129 188H122L121 184H120L121 182H116L115 180L110 181V182H108V181L104 182V181H106ZM225 179H227V178H225ZM232 180H234V179H232ZM47 181H49V180H47ZM245 181H247V180H245ZM261 182H263V181H261ZM123 183L124 182H122V184ZM152 184H153V186H155L157 188L156 189L157 191L155 190L156 193L149 192L145 188V185H150L151 186ZM92 188H93V186H92ZM44 193H45V191L43 189H41V186H39V184L37 185V183L36 184L33 183L30 186V190L28 191L29 196L34 195V197L33 196L32 197H33V199H35V202L37 203V205L39 204V202H41V199L44 198V196H46V194L44 195ZM35 195H37V196H35ZM223 196H221V199H222ZM238 197H239V195H238ZM88 198L89 197H87V199ZM219 198H220V196H219ZM80 201H82V200H80ZM221 201H223V200H221ZM87 202H86V199H85L84 203L80 202L81 205H83V204L85 205V209H83L84 211L85 210L87 211V210L91 209L90 208L91 206H89L90 204L88 205ZM109 202H110V208H107L106 205ZM39 210L44 211L46 213L48 211L51 212V213H53V212L55 213L56 212V210L48 209V207L40 208ZM233 212H234V214H232ZM87 213L88 212H86V214ZM93 214H94V211L92 212L90 210V213H88L87 217L93 216ZM95 216H96V214H95ZM248 222H246L245 224H247ZM203 223L204 222H202V225H203ZM26 224H27V222H26ZM85 224H87V222ZM259 224H258V227L261 226V227L264 228L263 224H262L263 226L259 225ZM209 226H208V230H209L210 227H212V226H210V227ZM248 226H250V225H248ZM255 227H257V225H255ZM29 228H30V225H27L26 228H25V232L22 234V235H24L23 236L24 239L23 238L18 239V245H16V248L18 249V251L22 250L23 247H25L26 249H29L30 247H29L28 243H32L31 245L35 246V244L28 237ZM149 228L153 229V232H151L152 236L148 235L149 231L147 232V229H149ZM7 229H8V227H7ZM89 229H90V227H89ZM3 231H5V230H3ZM205 231H207V230H205ZM3 233L0 236L1 237L0 246L5 247L6 246V242H7V234H8L9 237H11L13 239H14L15 235L13 236L14 232L8 231V233L6 234V238H5V236H4L5 234H3ZM183 233L185 234L186 232L183 231ZM183 233H181V234H183ZM193 233H195V232H193ZM193 233H191V234H193ZM93 235H94V233H93ZM160 236H162V237H160ZM224 236H225V234H224ZM16 237L17 236H15V238ZM201 237H203V236H201ZM89 238H90V236H89ZM205 238H206V236H205ZM199 239L201 240V238H199ZM10 240H8V241L11 242ZM94 240L95 241H99V237L95 236ZM197 240H198V238H197ZM245 240H244V242H245ZM210 241H213V240L211 239ZM187 243H189V242H187ZM220 243H221V241H220ZM224 243H228V242L223 240L222 244H224ZM231 243H233V242H231ZM246 244H248V243H246ZM224 245H226V244H224ZM247 246H249V244ZM250 246L248 248H250ZM238 248H240V247H238ZM245 248H247V247H245ZM245 248H243V249L240 248V250L238 252H240L241 250H244ZM170 249L172 250V248H170ZM199 249H201V248H199ZM181 250H183V249H181ZM183 251L185 252V250H183ZM187 251H188V249L186 248V252H185V254H183V257L181 255V257H179V259L177 258L178 261L180 260L179 264H191L188 260H192V259H193L192 260V264H197L198 261L200 260V257L202 256L200 254L201 250H199V252H197L196 254H193V256H189L188 254H192V253L191 252H187ZM247 251H250V250H248V249L244 250V252H246V254L244 252L243 253L240 252V254L236 253L237 254V256H236L237 258L235 260L237 261L238 264H240V263H251V262H252V264H256L258 262L257 261L258 260V254H256V255H252L251 254L249 256V254L247 255ZM254 251H256V250H254ZM261 251H263V250H261ZM176 252L179 253V254L181 252L180 249L177 246L174 249V253H176ZM201 252H203V251H201ZM228 253H229V251H228ZM255 253H257V252H255ZM49 254H51V253H49ZM22 255H24V254H22ZM224 256H226V255H224ZM188 258H190V259H188ZM235 260H234V263L236 262ZM46 262H49V263L53 262V256L51 255L49 260L46 259ZM29 264H31V263H29ZM82 264H84V263L82 262Z\"/></svg>","mask_w":264,"mask_h":264}]
</instances>
